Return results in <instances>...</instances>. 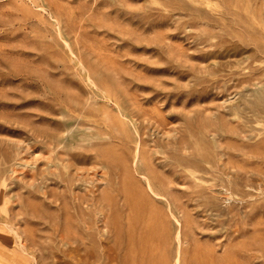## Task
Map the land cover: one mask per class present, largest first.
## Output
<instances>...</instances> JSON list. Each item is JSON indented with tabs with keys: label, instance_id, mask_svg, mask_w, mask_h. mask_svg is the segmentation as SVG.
Here are the masks:
<instances>
[{
	"label": "rangeland",
	"instance_id": "1",
	"mask_svg": "<svg viewBox=\"0 0 264 264\" xmlns=\"http://www.w3.org/2000/svg\"><path fill=\"white\" fill-rule=\"evenodd\" d=\"M199 259L264 264V0H0V264Z\"/></svg>",
	"mask_w": 264,
	"mask_h": 264
},
{
	"label": "bare ground",
	"instance_id": "2",
	"mask_svg": "<svg viewBox=\"0 0 264 264\" xmlns=\"http://www.w3.org/2000/svg\"><path fill=\"white\" fill-rule=\"evenodd\" d=\"M206 160V159H205ZM207 161V160H206ZM201 162V161H200ZM198 164V163H197ZM192 166H193V164H192ZM195 166H193V168H194ZM196 167H197V165H196ZM198 169H200V167L198 168ZM196 170H197V168H196ZM203 170V169H202ZM209 172V171H208ZM149 173H150V170H149ZM149 183H151V182H149ZM153 185V184H152ZM150 186V185H149ZM212 254H210L209 256H211ZM197 262V261H196ZM198 263H200V264H207V261L205 260V259H199L198 260ZM209 263H211V262H209ZM216 264V263H215Z\"/></svg>",
	"mask_w": 264,
	"mask_h": 264
}]
</instances>
